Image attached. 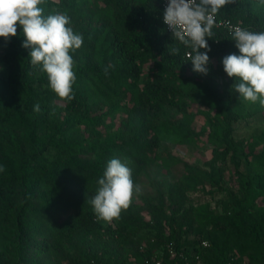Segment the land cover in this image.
<instances>
[{"label": "trees", "instance_id": "1", "mask_svg": "<svg viewBox=\"0 0 264 264\" xmlns=\"http://www.w3.org/2000/svg\"><path fill=\"white\" fill-rule=\"evenodd\" d=\"M40 7L45 16L66 14L83 44L70 53L74 99L64 101L31 66L22 28L0 37V264H244L233 251L264 244V130L241 152L234 134L242 120L260 115L264 122V106L234 90L239 80L222 60L239 50L218 23L264 31V3L233 0L220 10L207 38V74L193 70L191 50L167 30L159 0H44ZM213 78L224 80L222 95L212 93ZM185 99L205 110H188ZM210 137L220 139L211 162L233 161L238 193L230 192L223 214H202L199 241H189L183 225L193 210L184 207L186 187L201 183L191 168L164 182L168 199L143 198L151 222L132 202L118 219L97 218L90 201L111 159L131 169L136 185L153 164H175L162 142L199 145ZM242 164L250 168L242 172ZM167 200H175L170 212ZM17 221L39 243L21 245L13 259Z\"/></svg>", "mask_w": 264, "mask_h": 264}, {"label": "clouds", "instance_id": "2", "mask_svg": "<svg viewBox=\"0 0 264 264\" xmlns=\"http://www.w3.org/2000/svg\"><path fill=\"white\" fill-rule=\"evenodd\" d=\"M232 2L169 0L164 23L173 39L191 50L186 57L194 71L207 74V52L210 51L207 38L214 35L217 14ZM43 3L44 0H0V37L7 41L17 35L18 26L22 28L25 37L22 46L31 50V66L47 75L49 87L61 100L70 101L74 99L72 85L76 80L70 53L82 46L83 37L69 26L70 18L66 14L57 12L45 16L40 7ZM231 35L239 55L233 53L223 58L224 71L239 80L233 88L240 97L252 103L259 101L264 106V31L236 26L231 29ZM178 53L179 48L171 49L170 54ZM34 111H41L39 104L34 106ZM138 191L131 169L113 158L107 163L103 177L98 179V188L90 203L99 220L111 222L130 206Z\"/></svg>", "mask_w": 264, "mask_h": 264}, {"label": "rangeland", "instance_id": "3", "mask_svg": "<svg viewBox=\"0 0 264 264\" xmlns=\"http://www.w3.org/2000/svg\"><path fill=\"white\" fill-rule=\"evenodd\" d=\"M93 1V0H91ZM210 89L214 95H222L224 92V80L221 78H213ZM219 97H215L218 101ZM182 104L188 110L197 112L205 110L200 104L193 103L190 99H185ZM198 126H202L203 122L199 118ZM264 130V122L260 115L247 118L240 121L236 125L234 139L236 141L238 151L241 152L248 144L249 139L259 135ZM209 142L203 141L199 145H188L175 142H162L160 151H165L176 157L175 164H153L145 170L136 186L139 191L134 193L132 203L144 206L140 217L145 222H151V211L145 207L143 203L144 197L165 198L168 199L166 191L162 185L166 180L171 179L173 175L180 176L186 172L187 168L195 169L201 183L198 185H190L186 187L187 204L184 207H192L193 210L187 212V216L183 220V225H189L186 238L189 241L197 242L202 237V230L205 231L204 220L202 214L206 211L214 215L223 214L230 204V192L238 193L236 184L237 179L232 175L235 166L229 158L225 164L218 162L213 164V148L218 146L220 139L210 137ZM261 149H258V151ZM250 167L242 164L240 171L245 172ZM257 173V172H256ZM258 174V173H257ZM163 194V195H162ZM175 200L166 201V210L170 212L174 208ZM182 201H178L180 203ZM177 203V204H178ZM173 204V205H172ZM177 206V205H176ZM179 206V204H178ZM39 242L34 236L23 228L17 221L13 237L11 239V257L17 259L19 257V248L21 245H37ZM211 244V243H210ZM243 252L237 249L233 251L240 257L244 264H264V244L261 242H250L243 247ZM35 261V260H33ZM36 262V261H35Z\"/></svg>", "mask_w": 264, "mask_h": 264}, {"label": "built area", "instance_id": "4", "mask_svg": "<svg viewBox=\"0 0 264 264\" xmlns=\"http://www.w3.org/2000/svg\"><path fill=\"white\" fill-rule=\"evenodd\" d=\"M160 1V4H161V7H162V9H163V17H164V12H165V9H166V7H167V4L169 3V0H159ZM163 22H164V19H163ZM164 25L166 26V28H167V30L170 32V33H172L171 32V30L169 29V27H168V25H166L165 23H164ZM218 26H223V27H225L227 30H228V32L231 34V29H233L234 27H236V26H239V27H241L240 25H236V24H232V23H229V22H219L218 23ZM242 28V27H241ZM190 52V51H189ZM188 53V52H187ZM204 245H207V243H204ZM92 264H103V263H101V262H92ZM153 264H162L160 261H158V262H155V263H153ZM230 264V263H229Z\"/></svg>", "mask_w": 264, "mask_h": 264}]
</instances>
